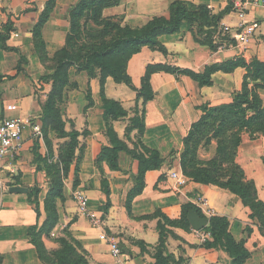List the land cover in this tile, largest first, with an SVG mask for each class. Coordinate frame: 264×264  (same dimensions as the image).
Wrapping results in <instances>:
<instances>
[{
  "label": "crops",
  "instance_id": "1",
  "mask_svg": "<svg viewBox=\"0 0 264 264\" xmlns=\"http://www.w3.org/2000/svg\"><path fill=\"white\" fill-rule=\"evenodd\" d=\"M80 1L55 0L42 28L45 42L43 54L37 48L34 30L49 0H0V35L8 34L5 42L0 40V74L4 76L0 82V110L7 117L30 118L42 130L41 104L52 86L42 81L41 77L53 72L49 59L66 46L71 29V10ZM173 1L121 0L118 5L105 8L103 16L114 18L123 26L142 27L155 16L169 18ZM182 1L206 5L213 13L230 6L228 0ZM246 20L264 21V7H250ZM239 22V16L233 11L221 20V24L233 27ZM8 23L13 28L9 33L6 29ZM86 24L90 30L101 28L92 19H88ZM193 32V27L185 23L179 32L160 36L167 54L146 46L133 55L128 63V72L135 86L141 87L147 67L151 64H170L203 72L210 64L233 60L238 56L248 63L255 58L264 61V40H253L244 49L232 47L220 51L197 42ZM246 73L243 67L231 73L217 71L213 74L212 87H202L186 75L154 73L151 83L155 98L143 105L137 91L116 83L111 77L103 85L100 70L96 76H91L86 71L71 67L70 79L77 86L67 89L65 99L59 105L67 131L87 130L88 134L79 137L84 153L80 158V150L76 151L68 176L64 179V199L57 201L58 223L50 235L42 237L47 249H58L60 243L57 238L63 236L67 229L88 252L91 264H156L161 217L153 215L160 210L170 219H179L183 206L194 204L208 220L211 216L229 219L230 232L237 241L244 242L251 254L245 264H264V229L258 218L252 216L251 208L228 189L192 180L181 167L184 140L192 125L203 115L201 107L204 104L217 106L230 103L234 93L242 89ZM259 92L264 99V89H259ZM105 96L120 101L129 111L127 117L114 121L113 126L119 137L132 148L139 136L137 130L127 136V127L135 108H145L143 142L158 150L165 160L160 169L147 171L145 187L133 199L131 211L128 210L129 196L138 183L139 161L126 152H120L119 170H111L105 162L101 168L97 163L103 147L109 144L104 116ZM66 141L68 138H61L55 131L42 130V135H39L28 128L20 152L0 161V264H46L31 242L29 229L37 225L41 227L46 220L45 199L52 186L46 160L58 162L61 145ZM236 162L244 169L247 179L255 182L258 196L264 201V135L252 137L244 132ZM101 169L109 180V195L103 189ZM174 173L178 176H173ZM77 179L79 184L75 185ZM12 186L27 187L29 192L11 193L9 189ZM32 188L40 190L39 215L35 205L29 202L28 194ZM77 188L86 190L91 209L104 214L107 233L124 250V256L119 261L112 255L108 242L100 238L101 230L93 227L89 219L79 212L73 196ZM199 195L206 202L203 208L197 205ZM168 228L170 232L166 237L165 252L174 256L172 264H232V258L224 249L207 246L191 224L190 228Z\"/></svg>",
  "mask_w": 264,
  "mask_h": 264
},
{
  "label": "trees",
  "instance_id": "2",
  "mask_svg": "<svg viewBox=\"0 0 264 264\" xmlns=\"http://www.w3.org/2000/svg\"><path fill=\"white\" fill-rule=\"evenodd\" d=\"M121 0H81L71 10V29L67 37L66 46L58 51L51 61L52 73L41 77V80L50 83L52 89L46 102L42 103V130L55 131L61 138H68L60 148L58 162L46 160L48 171L52 177V186L45 199L46 220L41 227L34 226L29 229L31 242L35 244L39 255L46 264H91L88 252L74 236L65 229V234L57 241L60 247L49 250L42 237L50 235L57 225L59 217L57 210L58 199H64V179L68 176L71 165L75 159L76 151L84 153L79 137L87 135L88 131H67L66 121L61 112L60 103L64 101L66 91L77 84L70 79L71 67L96 76L101 71V81L104 85L108 77L116 83L125 84L137 91L138 99L143 100V105L155 98L151 77L154 73L167 72L171 74L186 75L199 83L200 86L212 87L213 74L217 71L226 73L234 72L238 67L247 70L242 89L236 91L230 103L217 106L204 104L201 109L203 115L195 122L184 140V151L181 155L183 173L192 180L201 184H214L230 190L243 200L252 210V216L258 218L264 229V201L258 196L254 181L248 180L244 169L236 162V155L242 143L243 133L247 132L252 137L264 135V99L259 89H264V61L257 58L250 63L242 56L222 63H213L203 72L183 69L170 64H151L142 79L141 87H136L128 72V63L133 55L148 46L167 54L166 47L161 43L160 36L173 34L181 30L185 23L193 27L197 42L209 45L217 50L213 36L223 17L231 11V6L219 13L206 5H194L182 0H175L170 6L169 18L164 16L153 17L142 27L122 25L114 18L103 16L105 8L116 6ZM55 0H49L47 9L42 13L40 21L35 27L34 36L37 48L45 54V42L42 38V28L50 16ZM88 19L95 21L101 28L90 30L87 27ZM7 32L13 28L10 23L6 26ZM7 35H0V40L6 41ZM47 60V56H43ZM4 76L0 74V82ZM254 85H250L251 83ZM106 135L109 144L104 146L97 158L98 165L107 163L113 171L119 170V154L126 152L139 161V176L136 187L129 196L128 210L131 211L133 199L141 194L145 187V175L149 170L160 169L165 160L158 150L152 149L143 142L146 130V110L135 108L134 116L127 127V136L134 130L138 132V140L132 148L126 140L119 137L115 130L114 121L122 120L129 115L123 104L115 99L104 97ZM216 139L218 143L216 155L210 159H202L198 148L202 143H211ZM103 174V189L109 195V180ZM79 180L75 181V185ZM39 188H32L29 202L35 205L40 214ZM196 210L199 215L206 217L200 208L194 204L183 206V213L179 219H170L162 211H156L154 217H161L159 222L160 241L156 248V264H172L174 256L165 252V242L171 227L190 228L188 214ZM230 221L225 216H211L205 230L211 232L213 240L205 242L207 246L220 247L232 258V264H245L250 257L249 250L243 241H237L229 230Z\"/></svg>",
  "mask_w": 264,
  "mask_h": 264
},
{
  "label": "built area",
  "instance_id": "3",
  "mask_svg": "<svg viewBox=\"0 0 264 264\" xmlns=\"http://www.w3.org/2000/svg\"><path fill=\"white\" fill-rule=\"evenodd\" d=\"M228 1L231 11L239 16L240 22L235 27L220 23L217 32L213 36V42L217 45V50L221 51L232 47L244 49L253 40H264V21L246 20L249 8L252 6L264 7V0ZM15 35L18 36V33L16 32ZM28 128H32L37 134L42 135L41 126L35 123L34 120L7 117L0 110V161L10 154L20 152L24 144V134ZM173 176H178V174L174 173ZM73 196L77 202L79 212L89 219L93 227L101 230L100 238L108 242L112 255L119 261L124 256V250L120 243L107 233L104 214L101 211L91 209L90 199L84 188H77ZM205 204V199L199 195L197 205L203 208L202 206ZM208 213L211 215L212 212L209 210ZM205 229L196 230L204 243L213 238L211 232Z\"/></svg>",
  "mask_w": 264,
  "mask_h": 264
},
{
  "label": "water",
  "instance_id": "4",
  "mask_svg": "<svg viewBox=\"0 0 264 264\" xmlns=\"http://www.w3.org/2000/svg\"><path fill=\"white\" fill-rule=\"evenodd\" d=\"M9 191L11 193H27L29 192V188L24 186H12ZM188 220L191 226L195 230H202L208 227L209 220L206 217L199 215L196 210H191L188 214Z\"/></svg>",
  "mask_w": 264,
  "mask_h": 264
},
{
  "label": "rangeland",
  "instance_id": "5",
  "mask_svg": "<svg viewBox=\"0 0 264 264\" xmlns=\"http://www.w3.org/2000/svg\"><path fill=\"white\" fill-rule=\"evenodd\" d=\"M40 98H42V96H40ZM43 100L46 102L47 98ZM217 147L218 143L216 139H213L211 143H202L198 148V154L202 159H210L216 155Z\"/></svg>",
  "mask_w": 264,
  "mask_h": 264
}]
</instances>
